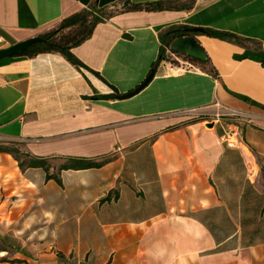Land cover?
Listing matches in <instances>:
<instances>
[{
	"label": "crops",
	"instance_id": "0c3cea01",
	"mask_svg": "<svg viewBox=\"0 0 264 264\" xmlns=\"http://www.w3.org/2000/svg\"><path fill=\"white\" fill-rule=\"evenodd\" d=\"M178 1L97 23L71 49L86 67L60 52L0 60V144L47 160L60 180L0 152V235L40 241L36 260L23 245L0 248V264H264V64L233 59L245 48L201 32L191 34L217 78L158 61L160 33L173 26L230 31L264 48V0ZM93 2L0 0V49ZM152 68L134 95L102 96L134 90ZM189 109L218 110L220 121H186ZM229 124L237 147L223 142ZM69 158L109 160L59 170ZM11 254L21 261L2 260Z\"/></svg>",
	"mask_w": 264,
	"mask_h": 264
},
{
	"label": "trees",
	"instance_id": "16d2710c",
	"mask_svg": "<svg viewBox=\"0 0 264 264\" xmlns=\"http://www.w3.org/2000/svg\"><path fill=\"white\" fill-rule=\"evenodd\" d=\"M182 7L178 0H154L147 1L144 3H132L127 0H123L120 5L114 4L107 8H99L97 6V0H94L93 4L88 8L81 10L78 13H75L69 17L62 19L55 27L51 30L43 33L41 36L44 38V41L37 43L31 46L26 51L22 52L21 55L34 56L38 53L43 52H60L64 57L73 65L78 68L86 67L71 51V49L78 44L82 43L84 40L90 37L94 27L97 23L107 19L114 13L122 11H131V10H144V11H157L164 9H177ZM185 26H173L160 33L161 47L158 56V61L160 60H171L166 54V50L170 49L169 44L174 38L180 35L189 34L185 32ZM201 33L209 37L218 38L227 42L238 44L245 49L253 50H263L264 48L257 41L241 37L233 32L214 29L210 27H202ZM177 55L188 59L194 64H197L202 70L208 72L213 77H218V71L215 66L210 62L209 57L207 56L206 60L200 61L196 60L190 56L176 53ZM263 64V63H262ZM153 70L150 69L149 73ZM146 76V77H147ZM145 77V78H146ZM142 80V82L145 80ZM141 82V83H142ZM140 83V84H141ZM139 84V85H140ZM137 85L136 87H138ZM120 95L118 91H114L111 95H102L108 97H115ZM243 99L248 100V98L243 97ZM0 152H6L12 155V157L18 162L19 168L24 171L26 168L30 167H41L46 171V178H55L57 181H60L55 174L49 173L50 165L45 159H37L31 157L29 154L25 153L19 144L7 146L6 144H0ZM109 158H102L99 160L94 159H76L69 158L66 162L60 165L59 170L61 169H84L92 167H101ZM5 260V259H2ZM12 262H20V259H13Z\"/></svg>",
	"mask_w": 264,
	"mask_h": 264
},
{
	"label": "water",
	"instance_id": "95a60500",
	"mask_svg": "<svg viewBox=\"0 0 264 264\" xmlns=\"http://www.w3.org/2000/svg\"><path fill=\"white\" fill-rule=\"evenodd\" d=\"M201 28L193 27L190 29H185V32L189 34L180 35L170 41L169 48L172 52L183 54L190 56L196 60L204 61L207 58V55L204 49L200 46L194 35L191 33L201 32ZM44 41V38L39 36H34L23 41L14 43L8 47L0 49V60L12 56H17L22 52L29 49L31 46ZM251 59L257 62H261L264 64V51L263 50H253V49H245L240 54L233 55V59L242 60V59ZM154 71L152 70L149 75L145 78V80L134 90L128 91L127 93H123L118 95L119 98H128L138 92L142 87H144L150 79L153 77Z\"/></svg>",
	"mask_w": 264,
	"mask_h": 264
},
{
	"label": "built area",
	"instance_id": "2783aa9c",
	"mask_svg": "<svg viewBox=\"0 0 264 264\" xmlns=\"http://www.w3.org/2000/svg\"><path fill=\"white\" fill-rule=\"evenodd\" d=\"M166 54H169L171 56V59L174 61H177L178 63L172 64L173 61L167 60L172 64L173 67H175L178 70L183 69H190L193 68L195 65L190 62L188 59H185L179 55H177L175 52H172L170 49H167ZM197 109H189L186 111H183L182 113H195L197 112ZM221 114L218 110L212 111L210 115H207V117L204 118L203 121L205 122H211L216 123L220 121ZM223 142L229 146V147H237L240 144V130L237 127L236 124L231 125L229 124L224 129L223 135H222Z\"/></svg>",
	"mask_w": 264,
	"mask_h": 264
},
{
	"label": "rangeland",
	"instance_id": "374dc122",
	"mask_svg": "<svg viewBox=\"0 0 264 264\" xmlns=\"http://www.w3.org/2000/svg\"><path fill=\"white\" fill-rule=\"evenodd\" d=\"M169 58H171V56L169 54H167ZM191 62V61H190ZM178 63L177 61H173L172 64H176ZM194 64V63H193ZM195 65V64H194ZM210 113H212L211 110H198L197 112L195 113H181L182 116L186 119V121H198V120H204L205 117H207V115H210ZM7 146H12V145H15V143H11L9 142L8 144H6ZM16 226H18L20 228L21 224H16ZM19 237H6L3 239L0 235V248H10L11 250H16L20 247H23L24 245V248H30L31 247V255H29V258L32 259V260H36L37 259V246L39 244V240L38 239H31V240H22L21 237L24 236L22 233H19L18 234ZM4 259H7V260H13V259H18V258H15L14 256L11 255H8L7 257H4Z\"/></svg>",
	"mask_w": 264,
	"mask_h": 264
}]
</instances>
